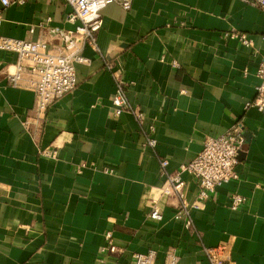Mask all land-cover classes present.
I'll list each match as a JSON object with an SVG mask.
<instances>
[{
	"label": "crops",
	"instance_id": "crops-1",
	"mask_svg": "<svg viewBox=\"0 0 264 264\" xmlns=\"http://www.w3.org/2000/svg\"><path fill=\"white\" fill-rule=\"evenodd\" d=\"M69 9L65 0L5 9L0 1V35L53 46L60 41L51 27L76 25L65 20ZM102 17L98 49L83 48L89 63L77 65V86L44 113L32 90L8 82L16 55L2 53L0 264H133L134 252L150 249L164 264L170 247L179 264H211L204 247L221 243L229 245L226 264H264V110L248 105L260 83L264 10L244 0H133L130 9L109 4ZM108 63L127 94L130 110L121 114ZM237 122L245 136L239 178L199 202V182L181 166L205 137ZM177 173L192 227L177 217L181 199L163 192ZM233 192L247 198L236 210ZM155 206L160 220L150 217ZM108 231L121 251H107Z\"/></svg>",
	"mask_w": 264,
	"mask_h": 264
},
{
	"label": "built area",
	"instance_id": "built-area-1",
	"mask_svg": "<svg viewBox=\"0 0 264 264\" xmlns=\"http://www.w3.org/2000/svg\"><path fill=\"white\" fill-rule=\"evenodd\" d=\"M5 9L14 4H25L32 0H0ZM49 1V0H44ZM264 10V0H244ZM70 7L66 13V21L76 24L73 29H65L58 26L50 28L51 34L60 41L50 46L46 40H28L17 37L0 35V64L3 52H11L16 55L14 63L8 65L6 78L8 82L16 87L30 89L35 93V109L44 113L50 104L54 103L66 93L72 91L78 84L77 65L89 63V58L83 55V48L86 44L97 50L96 33L103 25L102 10L112 3H118L124 9H130L133 0H65ZM3 14L0 10V27ZM47 21L51 18L47 17ZM45 23L41 22L40 26ZM243 44L251 46L253 39L246 33L231 32ZM116 79V93L113 97V104L116 114L130 110L127 94L124 90L123 81L119 71L113 69L108 63ZM260 83L257 86V96L248 105H253L264 110V57L257 70ZM139 119L144 118L142 112L137 113ZM148 143L156 145L154 138L148 136ZM245 143L244 125L237 122L224 133L215 136L205 137L202 149L187 164L181 166V171H188L199 182V202L208 199L223 183L238 179L239 174L236 167L239 163V155ZM161 166L165 168L168 164L167 158L161 159ZM185 181L180 173L171 175L168 183L163 188L167 195L176 194L181 199V211L177 217H184L187 227H192L190 205L185 200ZM198 202V203H199ZM247 202L244 195L231 193L232 209H238ZM198 203L194 206L199 207ZM153 219H162L163 213L155 206L150 213ZM108 245L107 251H121L114 243L113 233H106ZM205 254L211 264H226L231 261L229 245L221 243L214 247H204ZM158 250L150 249L147 252H134L133 264H155ZM164 264H179V255L174 247L165 251Z\"/></svg>",
	"mask_w": 264,
	"mask_h": 264
},
{
	"label": "water",
	"instance_id": "water-1",
	"mask_svg": "<svg viewBox=\"0 0 264 264\" xmlns=\"http://www.w3.org/2000/svg\"><path fill=\"white\" fill-rule=\"evenodd\" d=\"M241 153V152H240Z\"/></svg>",
	"mask_w": 264,
	"mask_h": 264
}]
</instances>
